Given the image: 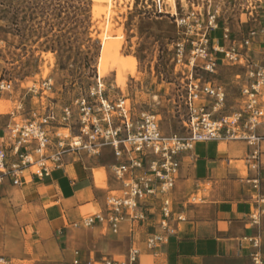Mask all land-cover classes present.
I'll return each mask as SVG.
<instances>
[{"label": "rangeland", "instance_id": "374dc122", "mask_svg": "<svg viewBox=\"0 0 264 264\" xmlns=\"http://www.w3.org/2000/svg\"><path fill=\"white\" fill-rule=\"evenodd\" d=\"M163 2L165 16L160 18L152 0H0V82L12 84L9 91L0 90V146L10 124L38 119L50 110L60 115L66 106L74 111L70 135H78L79 110L73 103L96 91L99 79L104 99L115 103L124 97L135 113L157 115L163 133H184L186 109L180 97L193 69L188 65L191 42L202 40L214 16L223 30L218 37L227 31L232 44L256 33L247 51L251 56L264 47V0ZM191 13L195 19L188 27L172 18ZM177 43L185 47L181 64L176 63ZM251 57V62L259 60ZM193 70L225 88L226 114L237 110L243 81L235 76L244 68L223 63L215 75ZM78 158L96 167L95 183L104 187L102 167L108 166L109 173L115 161L111 150L97 157L81 152ZM110 183L116 185L112 177Z\"/></svg>", "mask_w": 264, "mask_h": 264}, {"label": "built area", "instance_id": "2783aa9c", "mask_svg": "<svg viewBox=\"0 0 264 264\" xmlns=\"http://www.w3.org/2000/svg\"><path fill=\"white\" fill-rule=\"evenodd\" d=\"M163 4V0H152L154 14L165 16ZM172 18L178 26L188 27L195 14L187 17L172 14ZM206 28L208 33L202 40L191 42L193 48L188 65L208 75H215L223 63L244 68L243 73L235 76L243 81L239 109L226 114L225 88L203 79L191 69L185 95L180 97L186 109V114L181 117L184 133L165 134L157 115L135 113L124 97L115 103L104 99L99 79L96 91L92 90L88 97L80 96L73 103L79 110L78 135H70L74 117L71 106L64 107L60 115L50 110L38 119L8 126L0 146V186L5 176H11L14 184L20 185L25 169L45 177L63 165L64 156L78 157L84 152L97 157L103 149L109 148L115 160L109 170L118 188L107 200V213L86 219L83 225L90 227L107 222L112 232L119 234L125 222L134 226L157 217L160 232L151 234L145 241L146 250L157 260L158 250L174 233L170 225L173 219L170 194L176 186L180 156L191 152L198 143L244 141L251 148L249 160L255 166L264 142V132H257L264 127V61L251 62L247 53L256 33L251 32L242 42L232 44L225 31L221 45L212 40L213 32L218 29L214 16ZM176 47V63L181 64L185 47L183 43H177ZM11 87V82H0V90L9 91ZM61 130H66L69 135ZM263 213L264 210L250 216L252 225L259 224ZM246 241L253 249L251 259L254 264H263L260 236L249 237ZM140 256L141 250L132 247L126 259L106 257L83 261L77 251L72 264H140ZM0 264L12 262L0 255Z\"/></svg>", "mask_w": 264, "mask_h": 264}, {"label": "crops", "instance_id": "0c3cea01", "mask_svg": "<svg viewBox=\"0 0 264 264\" xmlns=\"http://www.w3.org/2000/svg\"><path fill=\"white\" fill-rule=\"evenodd\" d=\"M218 31L223 30L216 29L212 40L222 45ZM248 56L264 61V47ZM257 132L262 134L264 127ZM260 151L255 166L244 141L198 143L180 156L170 194L174 233L158 250L157 260L145 248L147 238L160 232L157 217L134 226L125 222L119 234L107 222L83 225L107 213V200L118 188L108 166L102 167L104 187L95 183L96 167L73 155L64 156L63 165L49 176L25 169L20 185L5 176L0 186V255L12 264H72L77 251L83 261L126 259L138 247L140 264H254L246 239L259 235L264 264V213L258 225L250 221L253 213L264 210V142Z\"/></svg>", "mask_w": 264, "mask_h": 264}, {"label": "trees", "instance_id": "16d2710c", "mask_svg": "<svg viewBox=\"0 0 264 264\" xmlns=\"http://www.w3.org/2000/svg\"><path fill=\"white\" fill-rule=\"evenodd\" d=\"M157 17H160V18H162L163 16H161V15H157V14H155ZM220 25V24H219Z\"/></svg>", "mask_w": 264, "mask_h": 264}]
</instances>
